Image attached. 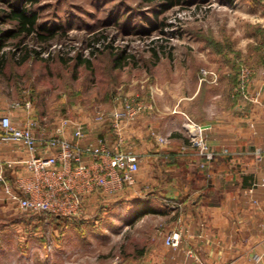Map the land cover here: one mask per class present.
Returning <instances> with one entry per match:
<instances>
[{
	"label": "rangeland",
	"instance_id": "obj_1",
	"mask_svg": "<svg viewBox=\"0 0 264 264\" xmlns=\"http://www.w3.org/2000/svg\"><path fill=\"white\" fill-rule=\"evenodd\" d=\"M163 4L0 0V56L8 62L7 72L17 77L10 81L13 92L25 88L35 94L41 117L46 118L45 135L56 120L68 118L69 111L93 116L105 110L118 91L127 93L149 82L163 84L169 67L179 75L172 83H180L187 70L197 77L201 69L216 74L223 69L226 79L235 81L240 67L253 70L255 62L264 64V0H180L170 9ZM21 9L37 17L31 35L19 32L11 18L12 11ZM121 52L127 60L114 69L111 56ZM78 55L90 61V69L76 67ZM230 61H237L236 70ZM7 77L0 76V85ZM132 193V188L116 195L96 192L76 218L27 214L12 202L4 203L0 264L131 263L136 250L150 247L158 223L149 214L137 216L129 199ZM125 198L129 200L123 202Z\"/></svg>",
	"mask_w": 264,
	"mask_h": 264
},
{
	"label": "crops",
	"instance_id": "obj_2",
	"mask_svg": "<svg viewBox=\"0 0 264 264\" xmlns=\"http://www.w3.org/2000/svg\"><path fill=\"white\" fill-rule=\"evenodd\" d=\"M252 49L258 50L255 46ZM236 63L230 61V68L236 70ZM252 67L249 100L231 96L234 79H226L223 69L216 83H201L200 73L196 77L190 70L181 74L180 83H172L179 75L169 67L163 84L149 82L123 92L152 100L155 106L133 122H121L123 149L140 160L129 199L138 209L137 216L151 209L148 214L158 222L149 238L150 247L129 264H254L255 255L261 256L260 264H264V186L258 185L264 179V64L258 61ZM4 80L0 85V117L8 116L17 126L40 120L42 112L35 94L25 88L13 92L12 83ZM24 100L31 101L30 110L12 106ZM116 105L111 96L104 111L110 112ZM73 112L67 117L81 124L83 137L74 138L73 130L67 128L66 139L82 146L100 137L108 143L116 139L111 118L99 124L90 113ZM187 119L204 128L212 161L190 147ZM56 123L49 127L50 134ZM33 133L40 143L48 136L42 126H36ZM157 138L166 143L160 144ZM25 156L19 143L0 140V172L10 183L22 174V165L17 162ZM174 230L182 234L176 249L164 244L165 236Z\"/></svg>",
	"mask_w": 264,
	"mask_h": 264
},
{
	"label": "built area",
	"instance_id": "obj_3",
	"mask_svg": "<svg viewBox=\"0 0 264 264\" xmlns=\"http://www.w3.org/2000/svg\"><path fill=\"white\" fill-rule=\"evenodd\" d=\"M199 73L201 83H216L218 80L217 74L207 69H201ZM252 74L253 70L248 67L239 68L236 83L231 90L233 98L239 96L249 100L247 86ZM113 101L117 104L114 110H97L93 115L94 122L99 124L104 123L107 117L112 119L111 132L116 139L111 143L105 137H100L95 143L82 146L66 139L64 131L67 128L73 130L74 138L80 140L83 137L81 124L66 117L59 118L54 132L40 143L33 129L41 127L46 118L30 120L23 126H17L8 116H1L0 140L19 143L26 156L17 162L23 170L12 183L0 172V202H12L24 213L76 218L84 214L86 200L94 193L116 195L132 188L140 160L123 149L121 122H133L141 114L153 111L155 106L152 100L120 91L114 94ZM12 106L30 110L32 103L30 100L16 101ZM185 130L190 147L206 161H212L213 154L208 150L204 128L187 119ZM156 141L166 143L164 138H157ZM258 185L264 186V179ZM177 220H181L180 216ZM181 239V231L174 230L166 236L164 243L176 249ZM253 260L254 264H260L261 256L255 255Z\"/></svg>",
	"mask_w": 264,
	"mask_h": 264
},
{
	"label": "trees",
	"instance_id": "obj_4",
	"mask_svg": "<svg viewBox=\"0 0 264 264\" xmlns=\"http://www.w3.org/2000/svg\"><path fill=\"white\" fill-rule=\"evenodd\" d=\"M161 1L164 3L163 4L164 9H170L176 6L180 0H161ZM36 2L37 0H28V3L30 4H34ZM11 18L16 22L19 32L24 33L25 35H31L36 30L35 25H36L37 17L33 12H27L24 9H21L20 11H12ZM47 31L48 30H46V32ZM44 39L46 40V38ZM111 58H112L111 64L114 69H119L123 67L125 61L127 60V57L123 54V52H121L120 54L117 53L114 56H111ZM75 60H76V67L83 66L86 69L91 68V64L88 59H81L80 56L78 55L75 58ZM7 64L8 62L5 56H0V75L2 76L5 73L8 76L7 80L11 81L16 76L14 75V73L11 74V71L7 72V69H8ZM236 79L237 77L235 78V81H234L235 83H236ZM148 213H152L151 209H145L142 214H148ZM27 214H36V213H27ZM51 216H54V215H51ZM54 217L56 218V216ZM143 251H144L143 247L136 250V256L141 255Z\"/></svg>",
	"mask_w": 264,
	"mask_h": 264
}]
</instances>
